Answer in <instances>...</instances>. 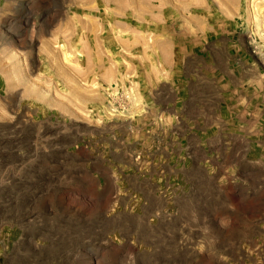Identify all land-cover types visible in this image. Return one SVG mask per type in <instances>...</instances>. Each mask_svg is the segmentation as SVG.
I'll return each mask as SVG.
<instances>
[{"label": "rangeland", "instance_id": "rangeland-1", "mask_svg": "<svg viewBox=\"0 0 264 264\" xmlns=\"http://www.w3.org/2000/svg\"><path fill=\"white\" fill-rule=\"evenodd\" d=\"M0 264H264V0H0Z\"/></svg>", "mask_w": 264, "mask_h": 264}, {"label": "bare ground", "instance_id": "bare-ground-1", "mask_svg": "<svg viewBox=\"0 0 264 264\" xmlns=\"http://www.w3.org/2000/svg\"><path fill=\"white\" fill-rule=\"evenodd\" d=\"M64 39V38H63ZM56 42H57V40H56Z\"/></svg>", "mask_w": 264, "mask_h": 264}]
</instances>
